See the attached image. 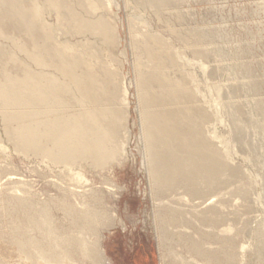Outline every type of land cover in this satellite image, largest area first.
<instances>
[{"label":"bare ground","instance_id":"6f19581e","mask_svg":"<svg viewBox=\"0 0 264 264\" xmlns=\"http://www.w3.org/2000/svg\"><path fill=\"white\" fill-rule=\"evenodd\" d=\"M132 2L137 12L152 11L167 36L192 54L184 58L161 31L144 30L148 25L141 24L140 13V18L134 15L125 23L139 110L141 165L149 176L152 200L159 205L154 216L165 250L161 263L244 264L253 258L264 264V217L256 218V204L264 202V192L254 194L251 172L241 169L249 162L264 170V98L258 79L249 64L241 63L228 84L214 82L219 67L206 62L217 53L210 45L220 32L183 27L189 19L176 10L186 0ZM116 6V0H0L4 136L15 153L58 171L56 176L51 173L57 182L50 176L56 182L51 186L55 194L41 200L31 193L34 185L14 182L8 169L0 170L10 194L0 198V264L10 258L19 264H110L103 232L124 224L114 207H108V196L87 184V173L123 165L135 126L131 83L122 75L125 70L119 71L126 56L119 51L123 24L112 10ZM164 10H173L178 27L162 17ZM192 64L205 81L187 71ZM223 121L228 131L220 137L215 124ZM234 154L241 155L243 166L233 164ZM55 211L61 213V221ZM3 214L10 221L8 229L1 223Z\"/></svg>","mask_w":264,"mask_h":264},{"label":"rangeland","instance_id":"374dc122","mask_svg":"<svg viewBox=\"0 0 264 264\" xmlns=\"http://www.w3.org/2000/svg\"><path fill=\"white\" fill-rule=\"evenodd\" d=\"M132 1L133 0H126V1L125 0H116L117 6L112 8V10L114 12L119 14L118 16L121 19L122 24H123V28H120V35L122 38H121L120 45H119V51L121 49L124 50L126 58L121 59V60H123L122 61L123 67L120 65L119 71L122 73L125 70L122 73V75L126 76L127 83H131L130 84L131 87L129 86V89H131L130 90L131 96H129V102H130V109L132 111L131 123H132V121H134L135 126L132 127V138H131V142H130V145L128 148L129 149L128 155H129L130 161H129V159H127V161L123 165L113 166L112 169H110L111 171L106 170L105 172L104 171L101 172L102 174L101 173L98 174L97 172L91 174L88 172L87 175L88 174L89 175L87 176V178L89 177L88 178L89 182L87 184L91 185L92 189H97L99 192L102 191V193L105 196H108L107 201H106L107 205L109 204L108 207H111V208L114 207L112 210L117 211L119 218L122 220V222L124 224V227L116 226L112 230H110L109 232H106V231L103 232V235H105L103 245L105 248L106 256L109 259L110 264H163L161 262H163V256H164L165 250H164V247H163V245L160 242V239L158 237L159 231L157 229L158 228L157 227L158 226L157 225V219H156V216H154V214L156 213V209L159 205L157 202H155V200H154V202L152 200V195H151V191H150L151 189H150L149 176H147L148 177V179H147V177H146L147 171L145 172L146 169L143 165V162L141 165V161H143L142 156H141V148L142 147L138 145V144H140V142L138 141L139 140V127H138L139 123L137 124V122H139V120H138L139 119V116H138L139 110H138L137 101H136V91H134V90H136L134 88L135 87L134 86V74H133V71H131L133 69L130 70V68H132L133 57H132V53L129 49L130 48L129 47L130 46V40H128L129 33H127L128 30L126 29L127 28L126 27L127 26L126 25L127 20L134 15L139 17V18L141 16L140 19L141 20L143 19L142 20L143 22L141 24L143 26L148 25V27L146 26V28H144V30H146V31L148 30L147 32H150L152 30L153 32H150V33H154V34H159V32L161 31L160 32V34H162L161 36H164L166 39H169L171 43L174 40L172 38L170 39V37L167 36L169 34L164 30V27H163V25H161V23L158 22V24H156V21H154L155 19H154V15H153L152 11L145 10V9L142 11V9H141L140 10L141 12L140 11L137 12L133 8V4H132L133 2ZM197 1H199V0H186V2L184 4L177 6L176 12L177 13L182 12L186 16V20L187 19L190 20L192 18L190 21L189 20L186 21V22H190L191 25L189 23H184L183 27H194V28H199V29H202L201 27H203V29H205L209 32L212 31L211 33H214V35L217 34L218 32H220L217 34V36L215 35V37H214L215 39L212 40V42H214V43H211V45H210V49L214 48L213 50L216 51L218 53V55H217V53L213 52V55L209 59V63L206 62L207 65H209V67H211V68H214L215 66L219 67L220 75L214 79V82L219 83V84H228L229 79L230 78L234 79V77H235L234 75H236V73H238L236 71V67H235L236 65H239L241 63H242V65L249 64L246 66H250V68L252 70L251 73L253 74L254 80H256V79L260 80L261 78H262L261 81L263 80V82L258 81V80H256V81L259 82V85H261V89H260L259 93H261L260 95L264 98V86H263L264 85L263 84L264 83V59L262 60V58H264V52H263L264 51V37H263L264 36V8H262V7H264V5H263L264 0H207V1L201 0L200 3ZM128 3L129 4L131 3L132 6L128 7ZM123 8H124V10L122 11ZM183 8H184V10H183ZM178 10L181 12H178ZM146 11L149 13V15ZM216 11H217V13H216ZM132 12H134V13L132 14ZM185 12H188L189 15H188V13H185ZM143 13H144V15H143ZM150 13H151V15H150ZM164 13H166V14H164ZM129 14H130V16H129ZM174 14L175 13L173 12V10H164L162 12V17L164 19H171L172 23H173V17H175ZM192 14H194V15L192 16ZM127 15H128V18H127ZM165 16H167V17H165ZM187 16H191V17L187 18ZM210 17H211V19H210ZM149 18L151 19V21ZM147 19H149V20L147 21ZM48 20H49V18H48ZM141 20H139V21H141ZM144 22H146V23L144 24ZM154 24H156V25H154ZM157 25H159V27ZM173 25L177 26L178 24H177V22H174ZM204 26L206 28H204ZM153 27H155L156 33H155V29H153ZM207 27H208V29H210V28L211 29L208 30ZM164 32L167 34H165ZM215 32H217V33H215ZM246 33H248V34H246ZM221 35H223L225 38H223V36H221ZM228 35H229V37H227ZM220 36H221V38H220ZM171 40H173V41H171ZM175 42L176 41H174L172 44L175 45V47L183 53L184 58L191 59L192 54L187 49H183L178 42L177 43L179 45L176 46L177 43L175 44ZM237 42H239L240 44ZM235 45H236V47L238 46L239 48L238 47L236 48ZM246 45L248 47V51L246 50V48H247ZM243 46H245V47H243ZM240 48H241V50H240ZM243 48H245V49H243ZM231 49H232V51H231ZM234 50H236V51H234ZM186 51L188 52V54ZM249 51H251V53ZM237 52H239V53H237ZM236 53H237V55H236ZM247 53H249V54H247ZM218 56L219 57L221 56L220 57L221 59ZM242 56H244V58H246L248 61L243 59ZM128 57H130V58H128ZM255 57H257V58H255ZM237 58H240V59H237ZM222 59H224V60H222ZM210 60H212V61H210ZM244 61L245 62L247 61L249 63H247V62L245 63ZM231 63H233V64L231 65ZM225 64L226 65L228 64V65L226 66ZM192 65L193 66H191L189 69L187 68V71L190 70L189 72H192V73L195 71V73H193V74H195L197 79L201 80V81H205L207 77L206 76L204 77L201 70L196 66V64L195 65L192 64ZM121 68H125V69H121ZM222 76H223V78L224 77L225 78L223 79ZM132 77H133V79H131ZM237 78H239V76ZM243 79L244 78H241L240 80H243ZM132 86H133V88H132ZM252 120H253V117H252L251 121ZM1 125L2 124L0 123V135H1L0 136V144L3 147V149L0 150V156H1L0 157V170L8 169L9 171L7 172V174L8 175L10 174L9 177L12 178L14 182L19 181L21 183H24L23 181H26L24 184H27V186L32 187L34 185V187H32L33 189L32 188H30V189H32L31 193L33 195H35L36 193L37 194L35 196L40 195L38 198L36 197L37 199L43 200L44 197L46 198L45 195H52V194L54 195L55 189L51 186L53 183L57 182L56 178H54V177L56 176L58 171L56 169L52 170L53 174L55 175L54 176L53 174H51L52 173L51 171L47 170L44 167L45 165L43 166V164H41L40 162H38V161L36 162L34 158L26 159L23 156L15 153L14 150L12 149V146L8 144V142L4 136L3 129H2ZM218 126H220V127H218ZM227 129H228V122H226V121H223L222 123L217 122L215 124V132L218 130L217 135L220 137L226 136L223 133H225V132L227 133V131H228ZM2 138H3V140H2ZM1 142H3V143H1ZM2 144H4V146H7V147L5 148ZM260 160H262V159H260ZM235 161H237V162H235ZM11 162H12V164H11ZM232 162L235 165L239 164L238 166H240V167H241V164L243 166L245 163L240 154L239 155L234 154V156H232ZM33 163H35V164L33 165ZM1 166H3V168ZM41 167H43V168H41ZM253 167L254 166L252 163L246 162V165H244L241 169L246 174H247V172H248V174L251 172L250 174H252V175H250V174L249 175L252 176V179L255 181L254 194L261 195L264 192V176H263L264 170H260V169H257L256 167H254V168ZM35 169H36L37 173L39 172L38 174H40V173L44 174L45 175L44 178H41L36 172L34 173ZM39 170L40 171L42 170L45 173L44 172L42 173V171L40 172ZM45 170H47V172ZM29 171H31V172H29ZM95 175L97 178H95ZM101 175H102V178H101ZM50 176L56 182H52L53 180H52V178H50ZM2 177L3 176H1V178ZM33 177H35V178H33ZM103 177H105V179H103ZM110 177H111V179H110ZM1 178H0V184H1L0 189H3L2 190L3 193L2 192L0 193V195H1L0 198L3 197L2 199L4 200L5 195L6 194L10 195V194L5 189V188H7L5 186L7 183V177L2 178V179ZM38 179H40L41 181H39ZM260 179H261V181H260ZM90 180H94V181H90ZM256 181H258V182H256ZM32 183H34V184H32ZM103 183H105L106 185ZM111 183H113L112 184L113 186L111 185ZM89 185H87L88 187L86 186L85 189L91 190V186H89ZM45 187H47V188H45ZM99 187L101 188V190H99L100 189ZM38 188H40V189H38ZM48 188H49V190L46 191ZM112 188H114V189H112ZM36 190L37 191L39 190V192H37ZM44 191H46V194ZM144 191H145V193H144ZM50 192H51V194H49ZM111 192H113V193H111ZM32 194H31V196H33ZM8 195H6V196H8ZM41 197H43V198H41ZM216 199L217 198H212L211 201L214 202ZM152 202L156 206L153 205ZM110 204H111V206H110ZM263 204H264V202L262 203L261 201L256 204V206L258 207L257 208L258 212L256 213L257 214L256 218L262 217L261 219H263V217H264L263 216L264 215V205ZM0 207H1V205H0ZM154 209H155V211H154ZM56 212H58V211H55V214H56L55 216L58 217V219H60V221H61V219H62L61 213H59V212L56 213ZM5 216L6 215L3 214V218L1 219V223H3V225H5V228L8 229L10 221H9L8 217H5ZM125 217H126V219H125ZM128 219H130V220H128ZM257 219H259V218H257ZM4 222H5V224H4ZM6 224H8V225H6ZM2 228L4 230L3 226L0 228V230H2ZM248 242L253 243L252 240L251 241L249 240ZM160 251L163 253H161ZM249 259H251L250 262L253 261L254 264L258 263L253 258H249ZM1 262L3 263L4 261H1ZM250 262H247L244 264H248V263L253 264ZM6 264H19V261L17 260V258L16 259L10 258L9 260H6ZM240 264H243V263H240Z\"/></svg>","mask_w":264,"mask_h":264}]
</instances>
